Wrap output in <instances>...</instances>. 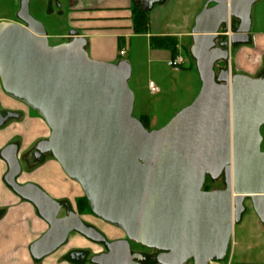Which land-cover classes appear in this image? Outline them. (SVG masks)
<instances>
[{
  "label": "water",
  "instance_id": "1",
  "mask_svg": "<svg viewBox=\"0 0 264 264\" xmlns=\"http://www.w3.org/2000/svg\"><path fill=\"white\" fill-rule=\"evenodd\" d=\"M20 0L16 21L0 22V84L49 129L37 143L79 185L91 213L123 232L107 242L80 216L34 183L20 184L18 146L0 151L6 186L31 204L48 229L29 248L35 261L53 254L71 233L103 243L91 264H137L130 243L157 250V264H211L227 257L246 202L264 228V78L215 70L232 46L249 42L251 11L260 0H207L191 29L190 57L200 89L163 127L147 130L132 114L131 66L89 57L87 40L70 32L50 45L42 22ZM46 1V0H44ZM166 0H131L150 12ZM213 6L208 7V5ZM238 21L232 31L231 21ZM224 39L218 43V39ZM17 113H0V128ZM223 176L224 188L204 191Z\"/></svg>",
  "mask_w": 264,
  "mask_h": 264
},
{
  "label": "crops",
  "instance_id": "2",
  "mask_svg": "<svg viewBox=\"0 0 264 264\" xmlns=\"http://www.w3.org/2000/svg\"><path fill=\"white\" fill-rule=\"evenodd\" d=\"M67 1L75 4L76 2H85V0ZM172 1L166 0L163 4L155 5L150 12H147L149 24L146 34L133 33L131 22L133 5L131 0H87L86 2L94 3L89 7H77L75 5L76 8L68 13L67 25L69 30L76 31L78 36L87 40L86 51L91 59L108 63L124 60L130 64L131 77L128 85L134 96L132 114L136 112V115H133L136 118L147 116L150 119V128L153 129L160 125L157 112L162 110L163 106H158L161 109L157 111L154 110V106L145 108L141 96L144 93L150 95L148 82H154L159 88L158 94L161 97L158 100L159 103L161 99L164 100L165 98L172 102L177 92H180L181 96L183 92H186L187 95L190 94L191 82L194 84V96L200 89V81L190 57H187L185 67L174 70L167 66V61L173 58L170 50L150 47L151 38H173L176 41L177 56H185L187 48L189 49L191 46V29L198 12L191 16L188 9H184L180 4L175 7L172 5ZM0 2L11 3L15 7V15L20 0H0ZM187 2H193V0ZM1 21L3 18H0ZM5 21H15V19H5ZM234 24L238 25V21L235 20ZM45 28L49 43L52 45L71 39L69 31L57 35L50 33L46 26ZM134 42L136 45H145L144 51L147 59L145 77L139 71L140 66L136 60L139 55H136ZM122 49L125 55L119 57L118 52ZM233 49L237 51L236 56H234V65H237L239 70L241 69L238 71L240 73L237 74L254 76L256 71L264 69V31L257 30L252 33L250 26L249 42L236 48L232 46L229 51ZM21 105L23 104L6 97L0 84V108L2 110L0 112L16 113L17 111L23 114L21 119L11 121L0 128V151L8 144L17 143L20 146V152H29L37 141L46 137L43 126H40L38 120H32L27 114L24 116L26 112ZM165 116L166 114L163 117ZM47 131L49 132L48 129ZM15 138L22 139V142L18 143L14 140ZM49 161L50 159H44L36 169L42 171L46 165L45 162ZM6 172L7 165L0 158V264H72L63 259V254L60 252H54L40 261H35L31 257L30 245L48 229V226L38 216L31 204L20 199L6 186L4 182ZM28 182L34 183L31 180L24 181V183ZM45 189L51 193L50 189L47 187ZM53 196L56 197L57 201L66 199L64 195L57 196L54 194ZM255 223L252 231L256 237L262 239L264 245V228L259 220ZM237 226L241 229L247 227L242 221ZM240 238L246 240L245 236ZM248 249L249 246L246 247V250ZM263 260L259 264H264ZM234 264H255V262L245 259L235 261Z\"/></svg>",
  "mask_w": 264,
  "mask_h": 264
},
{
  "label": "rangeland",
  "instance_id": "3",
  "mask_svg": "<svg viewBox=\"0 0 264 264\" xmlns=\"http://www.w3.org/2000/svg\"><path fill=\"white\" fill-rule=\"evenodd\" d=\"M86 1L87 0H85V2H82V1L76 2L75 4L74 2H68L67 0H49V1L34 0L30 4V12L35 19L42 22L49 29L50 33L60 35V34H65L68 31L69 32L72 31V30H69V27L67 25V21L69 17L68 13L70 11H73L74 8H76V6L77 7H89L94 3V2H86ZM187 1L189 0H186V1L185 0H173L172 5H175L176 7V5L180 4V6L183 7L184 9L185 8L188 9L189 15L193 16L197 14V12L199 13L201 11L203 4H204L203 1H206V0H203V1L193 0V2H187ZM15 11H16L15 7L12 6L11 3L0 2V18H3V21H5V19H15L16 21V17L14 15ZM250 18H251V32L252 33L257 30L264 31V0H260L255 5H253ZM69 40L71 39H68L65 42H68ZM133 44L136 47V48L134 47L136 55H139L136 58V60L138 61L137 63L140 66L139 71L142 73L143 77H145V73L147 72V63H146L147 59L145 57V51H144L145 45H141V44L136 45L135 42ZM53 45H57V44H53ZM238 46H242V45H237L233 47L236 48ZM187 50L185 54L186 57H188ZM236 52L237 51H234V49L232 51H229L231 58L229 55V60L225 63V69H229L232 72L231 73L232 75L240 73L238 71L241 70V69L239 70V67L237 65H234V56H236ZM258 75H264V69H259L258 71H256L254 76H258ZM146 84L147 82L145 83V85ZM193 85L194 84L191 82L190 83V87H191L190 94L187 95L186 92L185 93L183 92L181 96L180 92H177L175 93V99L172 102L170 100H167V98H165L164 100L161 99L159 103L158 100L159 98H161L159 97L160 96L159 94H157L156 96H151V95H148L147 93H144L143 96H141V98H142V102L145 105V108L154 106L155 111L161 109L158 107L160 105H162L164 108V109L162 108V110L157 112V115H158L157 119L160 122V125L157 126L158 128L157 127L154 129L150 128V119L146 116L149 120L148 129L155 130V129H159L163 127L177 112H179L183 108L190 105L192 101L195 99V97L197 96V95L194 96L195 91H194ZM6 97L8 96L6 95ZM21 106L26 112L24 113V116L27 114L28 116H30L32 120L34 119L38 120L40 123V126H43V128L45 129L44 131H45L46 137H48L49 136V132L47 131L48 127L43 122V120L35 112L30 110L26 106L24 105H21ZM0 111H2L1 108H0ZM16 113L20 114V119H21L23 116L22 112L16 111ZM164 114H166L165 117H163ZM133 115H136V112H134ZM15 120H18V119H11L9 123ZM262 135L264 137V131ZM14 140H16L18 143L22 142V139H19V138H15ZM261 151L264 152V138L261 144ZM45 159L47 160L50 159V161L45 162L46 165L44 166L42 171L36 169L40 166V164L36 166H31L29 168L24 167L23 169L25 172L23 175L20 176V178L18 179V182L20 184H24L25 180H31L54 200H57L56 197L53 196L54 194L57 196L64 195L66 199H64L63 201L67 202L69 211H74L77 213L74 201L76 198H78V195L79 197L84 196L81 188L79 187L78 184L72 182L65 176V174L62 172L58 163L55 160H53L52 156L47 157ZM45 187L50 189L52 194L47 192ZM221 187H223L222 180L216 183H213V185H211L210 188L211 189L212 188L221 189ZM73 190L75 191L73 192ZM246 209L247 210L242 215L240 221H242V223H244V225H246L247 227L241 229L237 226V224L235 225V227L233 228L231 241L229 245V254L227 255L226 259L222 261L223 263L234 264L235 261H241V260L247 259V260L254 261L255 264H259L264 259V245H263L262 239L259 237H256L255 233L252 231V229L254 228L256 224L255 222H257L258 218L254 214L249 201L246 202ZM63 214H64V211H61L59 213V216H62ZM77 214L80 217H83L84 219L89 220L90 222L94 223L97 227H99V229H101L104 232V234L109 239H114L122 235L121 230L113 226L107 225L106 223L102 221L100 222L93 217L91 218L89 216V214L91 213L88 210H85L81 214L79 213ZM75 234L76 233H71L68 237L67 243L61 248H59V250L56 251V253L60 252L63 254L62 256L63 259L68 260L66 253L69 250L73 248H88V246L90 245L87 241L84 240L83 237H81L78 234L77 235ZM241 236H245L246 240L245 241L242 240L240 238ZM248 246H249V249L246 250V247ZM88 250H89L88 257H90L92 252H97L100 250V248L96 247L92 249V251L90 249ZM86 262L85 264H91L89 261H86ZM71 263L73 264L75 262H71ZM152 264H157V263L155 262Z\"/></svg>",
  "mask_w": 264,
  "mask_h": 264
},
{
  "label": "flooded vegetation",
  "instance_id": "4",
  "mask_svg": "<svg viewBox=\"0 0 264 264\" xmlns=\"http://www.w3.org/2000/svg\"><path fill=\"white\" fill-rule=\"evenodd\" d=\"M206 1H204V4H205ZM211 6H213V4L208 5V7H211ZM223 40L224 39L219 38L218 39V43L222 42ZM225 63L226 62L217 63L215 65V70L218 72V71H220L222 69H225ZM251 77H253V78H264V75L251 76ZM0 113L2 115H5L6 113H9V112H0ZM19 118H20V114H19ZM9 121L6 124H8ZM263 131H264V127L261 128V132L262 133H263ZM44 139H47V137L44 138ZM44 139H41V140H44ZM41 140H39V141H41ZM39 141L36 142V144L32 147V149L29 152H25V153L24 152H20L19 144L14 143V144H16L18 146V158H19V162H20V165H21V169H22L21 175L25 172L24 169H23L24 167L29 168L31 166H36V165L40 164L45 158L50 157V154H42L39 157L36 155L35 147H36V145H37V143ZM221 178L223 179V176L220 177L219 179H217L216 181H213V183H216V182L220 181ZM206 180H208V178H206L205 181ZM223 188H224V183H223V187H221V189H223ZM221 189L220 188L219 189H213V188L212 189L211 188L208 189L207 188V190H204V191L221 190ZM59 203L62 206L61 211H64V214L62 216H60V217H63V216H65L67 214V212L69 211V208L67 206V202L59 200ZM89 216L91 218L93 217L96 220L101 222V220L98 219L96 216H94L92 213L89 214ZM80 218H81V220L83 221V223L87 227H91V228L95 229L97 232H99L101 235H103V237L106 239L107 242H112V241H115V240H122V239L126 240V237H125V235L123 234L122 231H121V234H122L121 236H118L117 238H114V239H109L104 234V232L101 229H99V227H97L94 223L90 222L89 220L84 219L83 217H80ZM81 237H83V236H81ZM84 240L87 241L90 244L88 246V248H73V249L69 250L66 253V256L68 257L69 261L75 262L77 264H85L86 261L90 262V259H91L92 256L97 255V254H103V253L107 252L106 246L103 243H95V242H92V241H90V240H88L86 238H84ZM129 244H130V253L131 254H140L144 258L143 261H140L137 264H152V263H155V257L160 253L157 250L146 249V248L140 247V246L135 245V244L130 243V242H129ZM96 247L100 248V250L97 251V252H92L90 257H88V255H89V250L88 249H90L92 251V249H94ZM86 263H88V262H86Z\"/></svg>",
  "mask_w": 264,
  "mask_h": 264
},
{
  "label": "trees",
  "instance_id": "5",
  "mask_svg": "<svg viewBox=\"0 0 264 264\" xmlns=\"http://www.w3.org/2000/svg\"><path fill=\"white\" fill-rule=\"evenodd\" d=\"M49 1V0H46ZM31 4V3H30ZM148 13H144L138 9H136L134 6L132 7L131 11V22H132V29L133 33L135 34H146L148 31ZM235 20L231 21V29L232 31L237 27V25L234 24ZM150 47L152 48H160V49H168L170 50L171 54L173 55L172 57L175 58L177 56V49H176V41L173 38H151L150 39ZM188 57H190L189 54V49L187 50ZM172 58V59H173ZM191 58V57H190ZM193 65H195L194 60L191 58ZM119 62V61H118ZM138 120L141 122V124L147 129H148V123L149 120L146 116L139 117ZM51 157V155H50ZM208 178V177H207ZM222 183L223 179L221 178ZM213 185V181L208 178V180L205 181L203 190L209 189ZM75 203V208L77 213L81 214L85 210H88L90 213V208L89 204L84 196L78 197L74 201ZM229 253V248L227 255ZM226 259V258H225Z\"/></svg>",
  "mask_w": 264,
  "mask_h": 264
},
{
  "label": "built area",
  "instance_id": "6",
  "mask_svg": "<svg viewBox=\"0 0 264 264\" xmlns=\"http://www.w3.org/2000/svg\"><path fill=\"white\" fill-rule=\"evenodd\" d=\"M124 55H125L124 50L123 49L119 50L118 56L124 57ZM186 65H187V57L182 56V55L176 56L175 58L167 61V66L174 69V70H179L182 67H185ZM147 86H148V90H149L150 95H156L159 93V88L156 86V84L154 82H151V81L148 82ZM211 264H220V263L212 262Z\"/></svg>",
  "mask_w": 264,
  "mask_h": 264
},
{
  "label": "bare ground",
  "instance_id": "7",
  "mask_svg": "<svg viewBox=\"0 0 264 264\" xmlns=\"http://www.w3.org/2000/svg\"><path fill=\"white\" fill-rule=\"evenodd\" d=\"M228 60H229V57H228Z\"/></svg>",
  "mask_w": 264,
  "mask_h": 264
}]
</instances>
